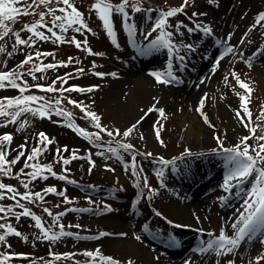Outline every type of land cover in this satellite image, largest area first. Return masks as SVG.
Segmentation results:
<instances>
[{
  "label": "rangeland",
  "instance_id": "1",
  "mask_svg": "<svg viewBox=\"0 0 264 264\" xmlns=\"http://www.w3.org/2000/svg\"><path fill=\"white\" fill-rule=\"evenodd\" d=\"M106 1L113 5L123 2ZM236 1L238 0H190L185 11L168 18L163 29L172 34L166 37L174 46L169 51L168 48L149 50L152 41L161 31L155 29V25L163 12L179 8L183 0H129L125 8V22L122 14L114 12L111 17L115 42L93 8L94 0H72L87 24V28H81L79 33L75 31L78 25L67 32H61L53 26V17L45 15L41 23L54 28L66 40L73 37L82 42L87 40L88 43L82 44L79 49L72 43L54 42V37L46 41L39 40L28 32L26 26L40 21L41 12L47 13L49 8L58 10L66 6L57 0H52L49 5L40 4L39 0H27L31 6L30 11L35 14L19 15L13 22H8L11 31L0 40V49H3L0 51V71L15 69L24 73L17 83L25 87L26 91L21 93L19 89L7 86L0 89V100L27 95L42 97L30 102L28 106L35 110L51 105L50 118L47 115L42 117L24 112L15 123H8V117H0V125H3L0 126V136L10 134L13 137L11 143L6 145V159L10 161L19 152H24L18 163L11 165L10 174L0 173V183L14 187L20 195L13 200L10 198L12 193L0 190L5 195V199L0 200V206L12 208L20 215L23 209L17 205L19 201L32 214L39 216L50 232H60L59 225L63 224V231L71 235L49 241L43 238L41 229L27 216L20 215L17 219L12 213H0V217H3L0 223L11 225L22 234L21 237L7 234L5 241L0 243V257H9L5 264H100L98 257L93 260L86 255L97 250L119 264H129V261L131 264H153L159 258L168 259L169 254L178 251L182 254L181 264H200L208 260V264H229L230 261L234 264H257V261L264 264V259H260L264 257V234L256 238L253 233L263 228L259 226L256 227L258 230L246 235L232 253L218 256L213 250L200 252L201 248H206L207 243L217 239L221 233L230 238L236 237L238 229L243 225L241 217L248 211L245 200L255 185L254 173L253 177L243 182L233 180L240 183L231 187L230 191L225 190L226 176L234 165L229 163L230 154L224 149L241 144L244 137L252 135V127L256 128L257 136L264 135V22L255 24L259 14L264 13V0H249L248 12L243 14V20L237 22L233 30L226 34L224 31L229 11ZM13 6L21 9L25 7L23 3ZM134 7H139L141 11H135ZM56 15L64 13L57 11ZM198 24L201 27L197 28ZM129 25L133 26L134 34H130ZM189 28L194 30L190 32ZM203 28H210L211 33H206ZM19 29L24 31L18 32ZM38 31L51 37L45 27L38 28ZM14 33H19L20 38L29 43L18 45ZM188 44L195 51L187 49L185 45ZM210 47L214 48L212 53L208 50ZM87 48L93 54H89ZM228 48L233 50L228 53ZM38 51L53 55L37 59L35 53ZM219 54L223 58L219 59ZM29 55L34 57L32 63L20 68L21 62ZM70 59L71 63H68ZM208 59H211L208 63L209 73L204 79L207 89L202 95L207 107L200 104L202 107H199L198 112L200 121L209 128L207 134L199 131V125L186 114L184 99L187 98L185 88L189 84L190 87L195 86L197 71ZM49 63L58 66L35 72V79L28 74L34 65ZM80 69L83 71H79ZM148 70L150 75L153 70L155 73L162 72L164 79H168L167 73L171 72L175 79L170 83H158L152 74L155 82L152 89L145 98L134 101L140 119L131 123L135 119L121 114L119 104L123 101L131 102V94L135 88L123 96L126 98L113 102L114 92L120 93V89L129 83L134 85V76L139 79ZM111 73L116 75L112 76ZM232 73H236L252 89L248 103V109L252 113L250 119L243 111L238 95L248 93L239 86ZM61 77L67 82L60 80ZM37 84L44 87L54 85L57 89L71 87L94 90L49 93L35 87ZM117 85L121 88L117 89ZM56 100H60L59 105L55 103ZM69 100L88 106V111L100 117L101 128L112 131L113 136L110 137L106 131L95 127V121L86 117L85 112L69 103ZM58 108L72 113L71 119L56 115L54 109ZM159 109L164 111V117H161ZM16 110L13 107L8 111ZM237 112L240 117L236 115ZM205 115L208 122H205ZM143 120L145 125L140 127ZM68 121L91 134V139L79 134L72 126L69 127ZM245 123L248 127L244 126ZM133 125L138 130L135 129L130 136L125 137L123 133ZM161 125L163 127L158 138L156 129ZM116 130L121 135H115ZM40 133H44L52 143L41 145L38 142ZM96 133L100 136L99 140L94 135ZM205 135L211 143L206 144V148H201L200 141ZM217 137L220 138L219 141ZM147 139L152 141L150 147L146 146ZM121 143L131 144L133 147L120 148ZM247 143L251 146L250 154L255 156L252 149L258 150L259 143L264 141L253 138ZM33 148H41L42 152L36 160L27 161ZM65 148L68 151H63ZM110 148L116 149V154L109 151ZM57 149L61 150L59 154ZM73 152L78 159H71ZM148 153L151 155H147ZM61 156L71 162L63 164ZM26 162L51 165L57 175L52 176L45 171L41 177L33 179L27 175L33 169L26 168ZM257 167L264 168V162L258 160ZM134 172L138 175H134ZM215 172L217 173L213 175ZM61 175L67 179H59ZM43 176L48 178L43 179ZM215 176L219 177V181L222 180L223 188L205 211L203 231L197 232L198 229L194 227L195 234L184 240L182 231L187 230L190 222L185 220L182 212L179 215L185 200L181 201L180 198L186 192L191 196L189 192L194 188L191 191L194 194L202 192L206 184L215 183ZM24 183L28 184L27 189L24 188ZM49 187H55L57 193L62 192L63 195L46 193L45 189ZM29 192L41 193L44 200L40 201L35 195L32 196L34 202L22 199V195ZM239 199L242 200L241 204L234 207L233 204L238 203ZM45 208L51 211V216L44 211ZM223 209L231 212L228 224L223 223ZM57 216L60 217L58 221ZM5 233L6 229L0 230V234ZM142 243L148 244V252H140Z\"/></svg>",
  "mask_w": 264,
  "mask_h": 264
},
{
  "label": "snow or ice",
  "instance_id": "2",
  "mask_svg": "<svg viewBox=\"0 0 264 264\" xmlns=\"http://www.w3.org/2000/svg\"><path fill=\"white\" fill-rule=\"evenodd\" d=\"M52 2V0H39L40 4L43 5H49ZM58 3H62L66 7H61L58 10L49 8L47 13L41 12L39 14L40 21L37 23L26 26V29L28 32H31L35 35V37L39 38V40H49L50 38L54 37V42H58L59 44L63 43H72L77 47L78 49L82 47V44L86 45L88 42L87 40L79 41L76 40L74 37L70 40H66L65 37L61 34H58L56 31H54V28L47 27L46 24H42L41 22L44 21L45 15H51L53 17L52 24L55 28H59L61 32H67L70 28H72L74 25H78V27H75L76 32H80L81 28H87V24L84 23L83 14L76 8V6L72 3V0H57ZM211 2V0H210ZM23 3L25 7L23 9L19 7H15L13 5ZM129 4V0H123L122 3L113 5L111 3L106 2V0H96V2L93 4V8L96 10L99 18L103 21V26L106 29L108 35L110 37H113V42H115V33L113 30V23H112V15L113 13H119L122 14L125 18L127 17V13L125 11L126 6ZM190 0H183L182 6L179 8H172L170 10H167L162 13L161 19H159L155 25V29H160V35L152 41V44L150 46L149 50H155L157 48H168L169 51H172L174 46L171 44L169 40L166 39V37L171 36L172 34L169 32L163 31L165 25L167 24V20L170 17L176 16L178 13H183L185 11V8L189 6ZM30 5H28L27 0H0V40L4 39L6 36H8L11 29L8 26V22H13L17 16L19 15H30L35 14L30 11ZM71 11H68V10ZM134 10L139 12L141 9L139 7H134ZM59 11L60 13H64V15H56V12ZM264 22V13L259 14L258 19L255 21L256 25L261 24ZM45 27L47 28V31L51 33V37L48 35H45L44 32L38 31V28ZM201 27L199 24L197 25V28ZM154 29V30H155ZM194 29L189 28L188 31H193ZM90 31V29H89ZM129 31L130 34H134L133 26L129 25ZM203 31L206 33H211L210 28H203ZM16 36V43L18 45H25L28 44L29 41L21 39L19 36V33H14ZM119 46V45H117ZM185 47L189 50L195 51L193 46L191 44L185 45ZM233 49L228 48L226 49V52L230 53ZM0 51H3V49H0ZM86 51L89 52V54H93L92 50L90 48H87ZM98 54V53H96ZM53 53H41L36 52L35 58H39L40 56H51ZM34 57L32 55H29L26 57L24 61L21 62L19 65L20 68H23L24 65L31 64ZM183 59V57H181ZM68 63H71V59L68 61ZM57 64H46V65H34L33 68L29 69V75H32L33 79H35V72H43L47 69H55L57 68ZM79 71H83V69H80ZM24 73L18 72L15 69L10 71H0V89L5 88L7 86H10L14 89H19L21 93L26 91L25 87H21L19 83H17L18 80H21ZM71 75V74H69ZM97 75L103 76V73H97ZM112 76H115V73H111ZM158 83H170L172 80L175 79L173 74L171 72L167 73L168 79L162 78L164 74L161 73H153ZM233 77L236 79L237 83H239V86L243 89H245L247 95L240 94L243 111L247 113L248 118L250 119L252 117V113L248 109V103L250 102V93L252 92L251 87L244 81H241L239 76L236 75V73H232ZM60 80L67 82L64 77L59 78ZM227 80V77H225ZM26 83V82H25ZM35 87L40 88L42 91L45 92H57V91H79V92H92L93 88H67V89H57L54 87V85H50L47 87H44L43 85H35ZM39 99H42V97H37L34 95H27L23 97H16V98H4L0 100V117H8V123H15L17 118L24 112H32L33 115L39 114L40 116H49V108L51 105L42 106V108L38 109H32L28 105L30 102L37 101ZM71 104H75L77 107L81 108V111L85 112L86 117H90L92 121H95V127L101 128L100 125V117L97 116L94 112L88 111L87 107L82 104H78L76 101H68ZM55 103L57 105L60 104V100H56ZM203 101H201V104ZM15 107L17 110L12 112L8 111L9 109H13ZM56 115L60 116H67L69 117V120L72 117V113L66 112L62 108L54 109ZM160 112L161 117H164V111L162 109L158 110ZM236 115L240 117V113L237 112ZM205 122H208V117L204 116ZM243 120V117H241ZM3 126V125H0ZM69 127H71V123L68 124ZM245 127H248V124H244ZM163 126L161 125L160 128L156 129V135L159 138L160 136V130ZM136 125H133L132 128L128 129L123 133L125 137L130 136L133 131H135ZM76 131L79 132V134L83 135L85 138L91 139V134L86 132L82 128H77ZM101 131H106L108 136H113L112 131H108L107 129L101 128ZM250 132L252 133L251 136L244 137L241 141V144L234 146L231 149H224L226 153H229V163L233 164L234 167L232 170H230L228 177L225 180L224 188L226 191H230L231 187H235L236 185H233L231 182L233 180H237L240 182H243L244 180L248 179L249 177H253L254 173L255 175V185L251 189L250 196L245 200V207L248 209L247 214L243 215L241 217V220L243 221V227L238 229V233L235 238H230L223 233L221 235L213 240L209 241L207 243L206 248H201L200 252L205 253L209 250L215 251V254L218 256L226 255L228 253H232L234 249L240 244L241 240L245 238L246 235H248L250 232H253L256 230V227H264V168H258V160L260 162H264V143H259L258 150L252 149V151L255 152V156L250 154V148L251 146L247 143L249 139L255 138L257 141H264V135L257 136L256 135V128L252 127L250 129ZM96 139L99 140L100 136L98 133L94 134ZM115 135H121L119 130H116ZM13 137L10 134H5L3 136H0V173H4L5 175L10 174L12 172L11 165H15L18 163L19 158L21 156H24V152H19L17 154V157L8 160L6 159V145L10 144ZM219 137H217V140L219 141ZM41 145L51 144L52 141L44 134H39V141ZM161 143H163L161 141ZM24 147L23 145L21 146ZM120 148L124 149H130L133 146L131 144H123L121 143L119 145ZM222 147V145H221ZM61 150L57 149V153L59 154ZM63 151H68L66 148L63 149ZM109 151L116 154V149L110 148ZM42 149L41 148H33L31 155L27 156V161H33L38 158V156L41 154ZM190 154V153H189ZM147 155H151V153H148ZM79 157L76 156L75 152H73L71 159L75 160ZM135 159V157H133ZM61 160L63 164L67 165L71 162L69 159H65L61 156ZM164 163H168L166 161H162ZM26 168L33 169L32 172L27 173V175H30L33 179H36L37 177H41V174L47 171L52 176H56L57 174L53 172L51 165H40L38 163H25ZM134 167V166H133ZM134 175H138V173H133ZM159 175H162V173H159ZM43 179H47V176H43ZM61 180L67 179L66 176H59L58 177ZM24 188H28V184L24 183ZM139 180L137 182V187H139ZM145 186L147 187V181L145 180ZM0 190H5L8 193H12L13 195L10 197L11 199L15 200L17 195H20L17 190L14 187L7 186L3 183H0ZM46 193H56L58 195H63V193H57V189L55 187H49L45 189ZM35 195L37 199L40 201L44 200V196L37 192L35 194L33 193H25L22 195V199L32 201V196ZM5 199V195L3 191H0V200ZM17 205L23 209V212L20 215L23 216H30L32 213L28 208H26L23 204H20L19 201H17ZM45 212L48 213V215H52L51 211L47 208L44 209ZM0 213H12L16 216L17 219L20 218V215H17L12 208H5L3 206H0ZM60 215H63L61 213ZM59 216L56 217V220H59ZM0 219H3V217H0ZM33 219L36 222V226L41 229L43 238L49 241H56L61 238V236L64 235H71L70 233H65L63 231L64 225L60 224L59 228L61 229L60 232L49 234L50 229L45 228L43 224L41 223V218L39 216H34ZM77 227H79L77 225ZM176 227H181L180 225H176ZM235 227V225H233ZM6 229L5 234H0V243H3L6 239L7 234H14L17 237H21L22 234L17 231L16 229L12 228L11 225H6L4 223H0V230ZM23 239H27V237H22ZM139 239V237H137ZM87 256L92 257L93 260H95L97 257L99 258L100 264H119L118 261H115L114 259L110 257H104L101 255L99 250H97L95 253L88 252L86 253ZM9 259L8 256L0 257V264H5V262ZM59 259V257H57ZM260 259H264V257H261ZM129 264H131V261H129ZM229 264H234V262H229ZM257 264H259V261H257Z\"/></svg>",
  "mask_w": 264,
  "mask_h": 264
},
{
  "label": "bare ground",
  "instance_id": "3",
  "mask_svg": "<svg viewBox=\"0 0 264 264\" xmlns=\"http://www.w3.org/2000/svg\"><path fill=\"white\" fill-rule=\"evenodd\" d=\"M247 2H249V0H238L236 1V3L232 6V10H230L229 12V18H228V23L226 25L225 28V33H230V31L233 30L235 24L241 20H243V14L248 12V5ZM225 34V35H226ZM208 50L212 53L214 48L210 47L208 48ZM211 61V59H208L204 62L203 65H201V68L198 69L196 77H195V81L194 84L195 86L190 87V84L188 85V87L185 88V92L187 93V98L184 99V103L186 105V114L192 119L194 120V122L197 124V126L199 125L200 130L202 132L207 133V131H209V128L204 126V123H202L203 121L199 119L198 117V112L200 111L199 107L201 108L202 105L201 101H203V104L205 107H207V102L204 101V98L202 97L204 91L207 89L206 86V81L204 82L205 77H207L206 75L209 73L208 71V63ZM134 76V75H132ZM134 83V85H131L129 82V85H124V88L120 89L121 87L117 85V89H120V93L118 92H114V101H118V100H122L123 97L125 95H128L129 92H131L132 90L133 93L131 94V102H127L125 103L124 101L121 102L119 104V108L121 110V114H123L125 117H129L131 119H135L133 120V122L131 123H135L139 118L138 113L139 110L136 109V107L134 106V101L139 99V98H145L148 95V92H150V90L152 89L154 82V79L151 77L150 75V70H148L141 78L139 79H135L134 76V80L132 81ZM193 84V83H192ZM129 86V87H128ZM134 86V87H133ZM128 89V90H126ZM131 90V91H129ZM188 90V91H187ZM133 102V103H132ZM128 104V105H127ZM140 109V107H139ZM140 127L145 125V121H141L140 122ZM138 130V128L136 129ZM208 134V133H207ZM202 140L200 141V145L202 146L201 148H206V144L210 145L211 141L209 140L208 136H202L201 138ZM148 144H146L147 147H150L149 144H152V141H150V139H147ZM230 142V141H227ZM219 149V148H218ZM217 172H215L213 175H215ZM212 175V176H213ZM211 176V177H212ZM211 181V180H210ZM213 181L215 182L214 184H206V186L204 187V189L202 190V192L198 193L200 194V197L198 194H194L191 191L194 190H190L189 194H191L192 198L190 195L184 193V196L181 199V201H183L184 199V206L182 208V210H179V215L180 213L183 215V217L185 218V220L187 222H190L188 227L186 228L187 230L182 231V235L184 240H187L188 238H190L191 236H193L195 234L194 231V227H196L198 230H196L197 232H200V230L202 229L204 223H205V219H204V214L205 211L212 205V203L214 202V200L216 199V197L220 194L223 186L221 185V181H219V177L215 176L213 178ZM205 185V184H204ZM198 186V185H197ZM201 189V188H197ZM198 195V196H196ZM190 196V197H189ZM189 197V198H188ZM194 197H198V199H193ZM240 200V201H239ZM238 203H234L233 205H235L234 207H238V205L241 204L242 200L239 199ZM231 215V212H229L227 209H223V223L224 224H228V216ZM228 219V220H227ZM203 231V230H201ZM149 251V246L146 243H142L141 248H140V252H148ZM181 252H174V254H169L168 259H162L159 258L157 260V262H154L153 264H181ZM209 261V260H208ZM208 261H202L200 264H208Z\"/></svg>",
  "mask_w": 264,
  "mask_h": 264
}]
</instances>
